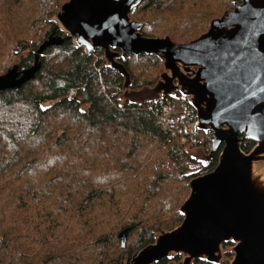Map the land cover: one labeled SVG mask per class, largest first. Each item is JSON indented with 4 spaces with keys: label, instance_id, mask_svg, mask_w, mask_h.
I'll use <instances>...</instances> for the list:
<instances>
[{
    "label": "trees",
    "instance_id": "16d2710c",
    "mask_svg": "<svg viewBox=\"0 0 264 264\" xmlns=\"http://www.w3.org/2000/svg\"><path fill=\"white\" fill-rule=\"evenodd\" d=\"M68 1L0 0V76L15 65L29 69L57 26L65 38L44 52L34 80L0 93V264H112L132 256L154 244L157 231L182 223L179 209L199 176L191 166L202 163L182 141L179 95L130 100L155 87L163 62L122 55L131 78L125 90L103 50L68 37L57 19ZM232 8L234 0H143L131 19L143 24V37L187 43ZM254 146L245 142L242 151ZM221 150L202 164L209 172ZM98 152L106 153L101 162ZM153 158L158 170L171 171H155Z\"/></svg>",
    "mask_w": 264,
    "mask_h": 264
},
{
    "label": "water",
    "instance_id": "95a60500",
    "mask_svg": "<svg viewBox=\"0 0 264 264\" xmlns=\"http://www.w3.org/2000/svg\"><path fill=\"white\" fill-rule=\"evenodd\" d=\"M142 1L70 0L57 19L79 47L104 51L112 69L124 76L127 91L131 78L119 62L122 55L159 58L164 72L158 83L134 91L137 95L130 100L160 102L176 92L189 97L199 129L213 133L211 152L194 154L193 159L208 167L222 150L217 167L189 183L180 226L157 231L155 243L125 264H157L179 254L185 257L182 264H219L222 247L229 242L236 244L233 264H264V181L254 171L255 164L264 161V0H234L233 10L184 44L141 35L143 24L130 15ZM58 29L36 51L29 69L15 65L0 76V93L20 90L35 79L44 52L65 41ZM245 142L255 144L250 153L242 151Z\"/></svg>",
    "mask_w": 264,
    "mask_h": 264
},
{
    "label": "built area",
    "instance_id": "2783aa9c",
    "mask_svg": "<svg viewBox=\"0 0 264 264\" xmlns=\"http://www.w3.org/2000/svg\"><path fill=\"white\" fill-rule=\"evenodd\" d=\"M179 95L180 101L184 104L182 107V116L180 118L181 121V129L183 132L182 141L185 146H189L190 148H206L208 152L212 149V132H202L199 129V118L197 110L192 106L190 102V98L182 95L181 93H177ZM169 165L166 164V167ZM191 170L197 173L199 176H204L209 174L210 172L206 169L202 164H193L191 166ZM198 176V177H199Z\"/></svg>",
    "mask_w": 264,
    "mask_h": 264
},
{
    "label": "rangeland",
    "instance_id": "374dc122",
    "mask_svg": "<svg viewBox=\"0 0 264 264\" xmlns=\"http://www.w3.org/2000/svg\"><path fill=\"white\" fill-rule=\"evenodd\" d=\"M234 8H232V9H230V10H233ZM227 11H229V10H227ZM130 17H131V15H130ZM219 18V17H218ZM132 20V19H131ZM214 19H212L211 21H213ZM211 21L209 22V24L211 23ZM161 38H163V37H161ZM153 39H155V38H153ZM195 40V39H194ZM173 41V40H172ZM191 42V41H190ZM176 43H178V42H176ZM182 43V42H181ZM187 43H189V42H187ZM184 44V43H183ZM163 74V73H162ZM161 74V75H162ZM186 148L190 151V154L191 155H196V154H198V155H200V156H206V154H209L210 152H208L207 151V149L206 148H203V150L204 151H206V153L204 152V151H202V150H199L200 148H198V149H196V148H190L189 146H186ZM96 155V156H95ZM94 155V157H95V159H97V161H99V162H101L102 160H103V158H105L106 157V153H103V152H98V156H97V154H95ZM103 157V158H102ZM155 159V160H154ZM154 160V161H153ZM153 161V162H152ZM151 164H152V168L155 170V171H160V170H164V171H168L167 173H169L170 171H171V166H168L167 167V169H160V170H158V166H157V164L155 163L156 162V158H153V159H151ZM154 163H155V165H154ZM157 167V168H156ZM163 167H166V164L163 166ZM89 168H91L90 166H89ZM254 171H255V173H256V175L257 176H259L263 181H264V161H260L259 163H257V164H255V166H254ZM165 173V172H164ZM190 196V187H189V193H188V196H187V198ZM187 198H186V200H187ZM185 200V201H186ZM184 204V203H183ZM182 204V205H183ZM182 207V206H181ZM180 207V208H181ZM179 212H180V209H179ZM184 218V217H183ZM183 222V221H182ZM180 226V225H179ZM177 228V227H176ZM175 228V229H176ZM168 228H162V231L163 232H165V231H169V230H167ZM174 230V229H173ZM66 231H65V227H63V228H61V229H59L57 232H56V235H55V237H56V239H59V241L60 240H63V239H65L66 238ZM122 235V234H121ZM121 235H120V237H121ZM122 238H123V236H122ZM53 240H51V242H52ZM149 246V245H148ZM146 248V247H145ZM144 249V248H143ZM142 249V250H143ZM232 248H230V247H222V256H223V259H222V261L221 262H228L229 260H230V256H228V255H224V252H226V251H230ZM134 255V254H133ZM132 255V256H133ZM132 256L131 255H125V256H122L121 257V259H120V261H118V262H115V263H112V264H125L126 262H127V260L129 259V258H132ZM174 257H176V256H174ZM230 257V258H229ZM177 259H181V261L180 262H171V263H169V264H180V263H183L184 262V259H185V257L182 255V254H180V255H178V257H177Z\"/></svg>",
    "mask_w": 264,
    "mask_h": 264
},
{
    "label": "flooded vegetation",
    "instance_id": "af4514ba",
    "mask_svg": "<svg viewBox=\"0 0 264 264\" xmlns=\"http://www.w3.org/2000/svg\"><path fill=\"white\" fill-rule=\"evenodd\" d=\"M235 243L234 242H229V243H226V244H224L223 246L224 247H230V248H232L230 251H226V252H224V255H228V256H230L229 258H230V260L226 263V262H222L221 263V261H222V259H223V257H222V259L220 260V262H219V264L221 263V264H233V261H234V258H235V254H233V248L235 247ZM180 255V254H179ZM178 257V256H177ZM176 257V258H177ZM167 262V264H169V263H171V262H180L181 261V259H172L171 257H169V258H167V259H165V260H163V261H161V262ZM197 261H200V260H197ZM160 263V262H159ZM195 263H196V261H195ZM158 264V263H157ZM180 264H182V263H180ZM210 264V263H209Z\"/></svg>",
    "mask_w": 264,
    "mask_h": 264
},
{
    "label": "clouds",
    "instance_id": "9594fccd",
    "mask_svg": "<svg viewBox=\"0 0 264 264\" xmlns=\"http://www.w3.org/2000/svg\"><path fill=\"white\" fill-rule=\"evenodd\" d=\"M179 93V92H176V94ZM180 94V93H179ZM211 152V151H210Z\"/></svg>",
    "mask_w": 264,
    "mask_h": 264
}]
</instances>
